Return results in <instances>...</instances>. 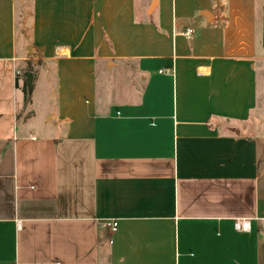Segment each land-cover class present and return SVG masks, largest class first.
<instances>
[{"label": "crops", "instance_id": "crops-1", "mask_svg": "<svg viewBox=\"0 0 264 264\" xmlns=\"http://www.w3.org/2000/svg\"><path fill=\"white\" fill-rule=\"evenodd\" d=\"M260 77L264 0H0V264H264Z\"/></svg>", "mask_w": 264, "mask_h": 264}, {"label": "rangeland", "instance_id": "rangeland-1", "mask_svg": "<svg viewBox=\"0 0 264 264\" xmlns=\"http://www.w3.org/2000/svg\"><path fill=\"white\" fill-rule=\"evenodd\" d=\"M23 70L27 68L33 67L37 68L38 65L33 62H30L27 65H22ZM21 73V72H20ZM24 72L22 73L21 77L24 79L23 76ZM21 86V93L19 96V122L18 125L22 129L24 123L26 121L31 123L32 130L36 134H40L41 126L44 124L46 120V115L51 108H54V96H55V90H54V76L51 74L46 77V81L43 84L41 80L35 79L33 81V87L31 90V94L28 96L29 99H26V95L24 92V84L25 81L22 82ZM258 87H259V93L262 89H264V78L261 79V77L258 79Z\"/></svg>", "mask_w": 264, "mask_h": 264}, {"label": "built area", "instance_id": "built-area-1", "mask_svg": "<svg viewBox=\"0 0 264 264\" xmlns=\"http://www.w3.org/2000/svg\"><path fill=\"white\" fill-rule=\"evenodd\" d=\"M192 29L186 31V35H190ZM104 226L109 227L113 233L119 230V221L116 219H106L103 223ZM235 227L239 231H249L251 229V220L238 219L235 222Z\"/></svg>", "mask_w": 264, "mask_h": 264}, {"label": "trees", "instance_id": "trees-1", "mask_svg": "<svg viewBox=\"0 0 264 264\" xmlns=\"http://www.w3.org/2000/svg\"><path fill=\"white\" fill-rule=\"evenodd\" d=\"M27 71H30V72H34V69H33V67H31V68H27V69H25L24 70V74H23V76H24V81H25V84H24V92H25V95H26V99H29V95L31 94V89L28 87V83H27V77L25 76V73L27 72Z\"/></svg>", "mask_w": 264, "mask_h": 264}, {"label": "water", "instance_id": "water-1", "mask_svg": "<svg viewBox=\"0 0 264 264\" xmlns=\"http://www.w3.org/2000/svg\"><path fill=\"white\" fill-rule=\"evenodd\" d=\"M25 76L27 77L28 87L32 90L33 81H34V74H33V72L27 71L25 73Z\"/></svg>", "mask_w": 264, "mask_h": 264}]
</instances>
